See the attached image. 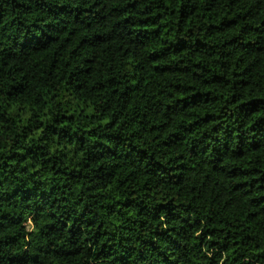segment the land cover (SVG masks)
I'll list each match as a JSON object with an SVG mask.
<instances>
[{
  "label": "trees",
  "instance_id": "trees-1",
  "mask_svg": "<svg viewBox=\"0 0 264 264\" xmlns=\"http://www.w3.org/2000/svg\"><path fill=\"white\" fill-rule=\"evenodd\" d=\"M0 264H264V0H0Z\"/></svg>",
  "mask_w": 264,
  "mask_h": 264
},
{
  "label": "rangeland",
  "instance_id": "rangeland-1",
  "mask_svg": "<svg viewBox=\"0 0 264 264\" xmlns=\"http://www.w3.org/2000/svg\"><path fill=\"white\" fill-rule=\"evenodd\" d=\"M34 230V227L32 225V223H30L29 227H28V235Z\"/></svg>",
  "mask_w": 264,
  "mask_h": 264
}]
</instances>
